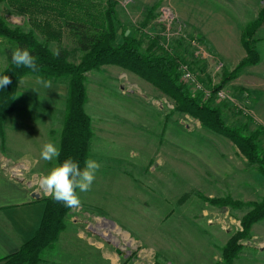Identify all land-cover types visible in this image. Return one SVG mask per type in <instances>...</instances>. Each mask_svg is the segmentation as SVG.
I'll list each match as a JSON object with an SVG mask.
<instances>
[{"label":"rangeland","instance_id":"1","mask_svg":"<svg viewBox=\"0 0 264 264\" xmlns=\"http://www.w3.org/2000/svg\"><path fill=\"white\" fill-rule=\"evenodd\" d=\"M96 2L105 7L106 0ZM238 5V16H232L224 31L212 26L214 16L226 15L215 0H115L114 8L126 33H134L141 41L142 50L158 37L164 51L183 59L212 90L244 58L241 33L262 7L260 0H238ZM163 8L170 21L161 16ZM178 8L189 16L182 18ZM0 17L12 28L25 32L33 28L7 0H0ZM45 17L51 18L49 14L37 18ZM226 30V36L220 34ZM255 38L260 61L222 84L219 90L231 101L210 103L220 109L228 125L247 123L249 130L264 127L262 28ZM6 45L0 39V69L6 66ZM60 45L69 52V61L77 63L82 54L66 29ZM55 47L54 42L49 44L52 51ZM179 81L187 87L180 77ZM86 90L84 109L93 132L89 158L101 168L91 190L79 193L81 202L87 200L91 207L72 211L82 220L79 229L93 241H100L101 234L110 242L105 248L111 253L114 248L122 250L127 258L120 257L117 264H224L222 248L241 231L240 221L251 209L249 204L264 196V175L258 166L249 164L229 139L176 112L171 99L130 72L116 66L93 70L87 74ZM66 91V80L44 82L25 76L18 84L17 109L3 125L0 151L31 169L37 180L57 165V160H42L40 152L47 142L58 144ZM246 116L252 121L247 122ZM260 139L264 150V135ZM13 168L26 176L22 165ZM218 198L241 205L211 202ZM239 243L241 249L232 264H264V219L253 224Z\"/></svg>","mask_w":264,"mask_h":264},{"label":"trees","instance_id":"2","mask_svg":"<svg viewBox=\"0 0 264 264\" xmlns=\"http://www.w3.org/2000/svg\"><path fill=\"white\" fill-rule=\"evenodd\" d=\"M257 17L250 22L241 34V44L245 52L233 72L224 76L222 83L213 88V93L222 84L232 79L236 72L244 67L256 65L260 61L256 49L255 34L264 22V0ZM15 14L26 17L31 23L30 31H23L18 26L10 27L0 17V39L7 42L3 53L6 66L0 69V76L7 75L11 84L0 89V137H3V125L7 117L14 113L19 82L27 75L44 82L66 80L65 114L60 131L58 145L60 156L57 164L71 157L83 167L89 158L92 147L91 119L85 112L87 102V74L103 66H116L130 72L174 102L176 112L186 114L197 120L207 130L229 139L249 164L257 165L264 175V150L260 138L264 127L256 126L249 130L248 124L230 126L222 118L219 108L211 107L212 100H204L199 93L192 92L179 81V64L183 62L178 55L168 53L159 45V38L150 40L145 50L135 34H127L115 12V0H106L105 7L96 0H7ZM49 14L51 18L38 19ZM61 21V25L60 22ZM147 22V21H146ZM63 29L73 37L81 56L77 63L69 61V52L60 45ZM36 30L43 38L39 41ZM54 42L59 49V56H53L49 44ZM28 49L37 57L39 71L17 68L11 55L17 49ZM187 64V63H182ZM188 65V64H187ZM247 122L252 121L246 116ZM190 196V193L184 198ZM44 212L34 236L26 241L13 255L3 260L2 264H38L43 251L50 247L65 228L66 218L71 208L55 202L50 196L44 199ZM220 206H239V201L230 198L211 200ZM251 209L240 221L241 231L233 234L222 248V262L232 264L241 249L239 240L245 238L251 226L264 219V196L259 202H252Z\"/></svg>","mask_w":264,"mask_h":264},{"label":"crops","instance_id":"3","mask_svg":"<svg viewBox=\"0 0 264 264\" xmlns=\"http://www.w3.org/2000/svg\"><path fill=\"white\" fill-rule=\"evenodd\" d=\"M234 1L215 0V4L221 8L220 11H225L226 14L224 17L222 15L214 16L212 26L218 31L219 29L220 31L228 30L232 16H235V18L238 16V0ZM208 2L212 5L211 1ZM178 13L182 18L189 16L188 14L185 15L180 9ZM208 13H210L209 10L206 14L208 15ZM201 18L204 20L206 16ZM261 28L264 30V22L258 30ZM227 30L220 32V34L226 36ZM239 44L242 47L241 37ZM9 121H12V119ZM0 138L2 139L0 143L2 149L4 135ZM2 152L4 151H0V264L3 263L4 259L16 253L22 244L34 236L44 212L45 205L43 201L48 197L40 188V179H36V173H32V170L21 162H13V157L9 153L5 152L7 155H3ZM16 165L23 166L22 170L24 174L26 173V176L21 175V173L19 175L12 174L14 170L19 171V169L13 168ZM33 195L38 196V198ZM89 203L85 200V203H81L80 207L71 208L66 218L64 230L58 239L43 251L41 261L38 264H80V262L86 261L87 264H117L120 257L124 261L126 260L127 255L119 248H114L112 253L109 250L110 248H105V245L109 246L110 242L105 240L101 234L93 231L92 234H98L100 239V241H93L85 235L84 231L79 229V225L83 224L82 220L76 218L79 216H73L72 211L84 207L89 209L91 207ZM83 214L85 213L82 212L81 216ZM86 230L90 231V228L86 227ZM116 250H119L120 254Z\"/></svg>","mask_w":264,"mask_h":264},{"label":"clouds","instance_id":"4","mask_svg":"<svg viewBox=\"0 0 264 264\" xmlns=\"http://www.w3.org/2000/svg\"><path fill=\"white\" fill-rule=\"evenodd\" d=\"M59 49L53 50L52 55L58 57ZM11 59L17 68H28L33 72L39 71L37 57L28 49L17 48L12 52ZM7 75L0 76V89L11 84ZM46 86L50 87V83ZM60 146L54 142L45 143L40 152V158L44 161H55L60 156ZM101 164L92 158L80 163L71 157L64 159L39 180L40 188L55 202L62 203L68 208L81 206L79 193H87L91 190Z\"/></svg>","mask_w":264,"mask_h":264},{"label":"built area","instance_id":"5","mask_svg":"<svg viewBox=\"0 0 264 264\" xmlns=\"http://www.w3.org/2000/svg\"><path fill=\"white\" fill-rule=\"evenodd\" d=\"M161 16L167 18L169 21L171 20V17L165 8L162 9ZM179 72L181 80L187 84V87H189L194 93L201 94L204 100H214L217 102L223 100L231 101L224 91L217 90L213 93L211 89L206 88L203 82L194 74L187 64H181L179 66ZM12 174L19 175L20 172L14 171Z\"/></svg>","mask_w":264,"mask_h":264},{"label":"water","instance_id":"6","mask_svg":"<svg viewBox=\"0 0 264 264\" xmlns=\"http://www.w3.org/2000/svg\"><path fill=\"white\" fill-rule=\"evenodd\" d=\"M35 198H38V196H36V195H33ZM116 252L118 253V254H120V251L119 250H116Z\"/></svg>","mask_w":264,"mask_h":264}]
</instances>
